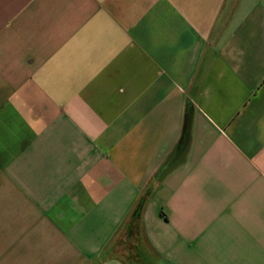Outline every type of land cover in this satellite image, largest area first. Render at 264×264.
I'll use <instances>...</instances> for the list:
<instances>
[{
  "label": "crops",
  "instance_id": "crops-1",
  "mask_svg": "<svg viewBox=\"0 0 264 264\" xmlns=\"http://www.w3.org/2000/svg\"><path fill=\"white\" fill-rule=\"evenodd\" d=\"M0 264H264V0H0Z\"/></svg>",
  "mask_w": 264,
  "mask_h": 264
},
{
  "label": "trees",
  "instance_id": "trees-1",
  "mask_svg": "<svg viewBox=\"0 0 264 264\" xmlns=\"http://www.w3.org/2000/svg\"><path fill=\"white\" fill-rule=\"evenodd\" d=\"M192 132V119L189 113V108L186 111V116L184 118V124L182 127L181 136L176 143L173 151L167 156L162 165L155 173V178L159 181H163L170 172L176 169L178 166L183 164L186 159V155L189 149V142L191 139ZM140 207L137 208V211Z\"/></svg>",
  "mask_w": 264,
  "mask_h": 264
}]
</instances>
